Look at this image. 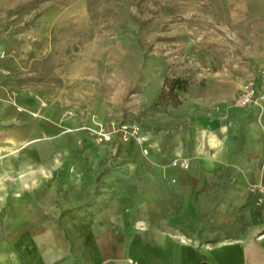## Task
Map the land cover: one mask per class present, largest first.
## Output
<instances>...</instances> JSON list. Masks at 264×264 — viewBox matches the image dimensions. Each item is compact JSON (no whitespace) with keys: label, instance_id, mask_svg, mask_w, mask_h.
I'll return each mask as SVG.
<instances>
[{"label":"crops","instance_id":"obj_1","mask_svg":"<svg viewBox=\"0 0 264 264\" xmlns=\"http://www.w3.org/2000/svg\"><path fill=\"white\" fill-rule=\"evenodd\" d=\"M232 94L162 108L144 149L88 150L0 82V264H264V113Z\"/></svg>","mask_w":264,"mask_h":264},{"label":"rangeland","instance_id":"obj_2","mask_svg":"<svg viewBox=\"0 0 264 264\" xmlns=\"http://www.w3.org/2000/svg\"><path fill=\"white\" fill-rule=\"evenodd\" d=\"M260 68L264 0H0V82L87 127L88 150L144 149L175 80L181 102H232ZM123 125L144 140L97 133Z\"/></svg>","mask_w":264,"mask_h":264},{"label":"built area","instance_id":"obj_3","mask_svg":"<svg viewBox=\"0 0 264 264\" xmlns=\"http://www.w3.org/2000/svg\"><path fill=\"white\" fill-rule=\"evenodd\" d=\"M233 104L237 107H247L250 105H256L261 109L264 108V68H260L254 76H252L242 87L238 95L234 98ZM97 132V131H96ZM114 132H123L126 139H134L138 142H142L144 138L139 134V128L134 126H120L119 128H115L113 126L112 131H98L97 133L100 135V139H109L110 135ZM175 166H181L183 168H188L189 163L186 159H175L173 161ZM257 191L260 193L264 192L263 186H257ZM263 201V197L260 196L258 202L261 203Z\"/></svg>","mask_w":264,"mask_h":264},{"label":"trees","instance_id":"obj_4","mask_svg":"<svg viewBox=\"0 0 264 264\" xmlns=\"http://www.w3.org/2000/svg\"><path fill=\"white\" fill-rule=\"evenodd\" d=\"M181 81L180 80H175L174 82H172L171 84V88H170V91L168 93V96L171 98L170 99V102H168V104H171V105H178L181 103L180 99H179V95L175 92L176 89H182L183 86L182 84H180ZM165 92L163 91L160 95V100H162L165 96Z\"/></svg>","mask_w":264,"mask_h":264}]
</instances>
